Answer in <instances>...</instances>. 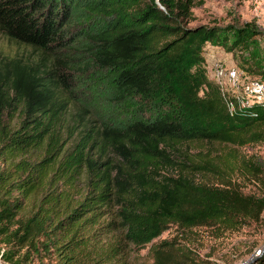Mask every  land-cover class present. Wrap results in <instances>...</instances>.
I'll list each match as a JSON object with an SVG mask.
<instances>
[{
    "label": "trees",
    "instance_id": "trees-1",
    "mask_svg": "<svg viewBox=\"0 0 264 264\" xmlns=\"http://www.w3.org/2000/svg\"><path fill=\"white\" fill-rule=\"evenodd\" d=\"M192 7L0 0V31L51 63L17 68L6 104L20 109L0 126L5 262L124 264L151 245V264H201L179 237L154 241L172 225L224 232L261 221L264 195L233 175L260 178L237 150L264 143V104L231 107L203 68L206 44L246 52L251 34L189 27Z\"/></svg>",
    "mask_w": 264,
    "mask_h": 264
},
{
    "label": "rangeland",
    "instance_id": "rangeland-1",
    "mask_svg": "<svg viewBox=\"0 0 264 264\" xmlns=\"http://www.w3.org/2000/svg\"><path fill=\"white\" fill-rule=\"evenodd\" d=\"M189 21V27L217 26L234 34V37L240 29L251 34V44L246 52L206 44L203 68L209 80L220 87L231 107L236 104H264V92L257 86L264 85V0H193ZM29 65H40L46 70L51 63L48 60L40 62L39 52L9 40L0 31V126H12L15 123L20 107L14 106L9 112L7 96L11 94L10 86L17 68ZM76 87L86 103L95 104L96 93L91 86L83 88L82 83L78 82ZM227 150L221 153H227ZM237 151L245 159L254 161L261 173L258 180L235 173L233 180L246 193L264 195V143ZM2 162L0 159V166ZM174 237H179L189 245L198 255L201 264H256L264 255V213L261 221L252 226L224 232L214 228L181 232L176 225H172L154 242L170 241ZM150 246L134 248L124 264H151V259L147 258ZM0 264L8 263L0 256Z\"/></svg>",
    "mask_w": 264,
    "mask_h": 264
},
{
    "label": "built area",
    "instance_id": "built-area-1",
    "mask_svg": "<svg viewBox=\"0 0 264 264\" xmlns=\"http://www.w3.org/2000/svg\"><path fill=\"white\" fill-rule=\"evenodd\" d=\"M258 86V89L261 91V92H264V85H257Z\"/></svg>",
    "mask_w": 264,
    "mask_h": 264
},
{
    "label": "water",
    "instance_id": "water-1",
    "mask_svg": "<svg viewBox=\"0 0 264 264\" xmlns=\"http://www.w3.org/2000/svg\"><path fill=\"white\" fill-rule=\"evenodd\" d=\"M262 252H264V250Z\"/></svg>",
    "mask_w": 264,
    "mask_h": 264
}]
</instances>
